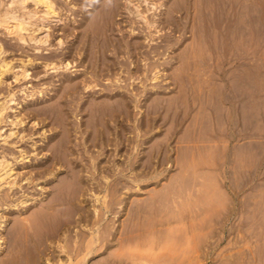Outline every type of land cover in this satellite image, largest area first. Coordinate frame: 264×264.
<instances>
[{
    "label": "rangeland",
    "instance_id": "obj_1",
    "mask_svg": "<svg viewBox=\"0 0 264 264\" xmlns=\"http://www.w3.org/2000/svg\"><path fill=\"white\" fill-rule=\"evenodd\" d=\"M53 1L64 19L45 21L49 29L36 32L48 39L46 44L21 42L0 27L5 50L0 62L7 58L15 66L0 83V102L10 93L15 98L0 123V160L11 162L12 177L16 175L0 183V264H101L114 255L128 264H264V0H255L252 45L237 49L224 48L209 33L206 37L207 24L198 19V10L186 15V0ZM27 4L35 8L31 0ZM38 10L41 14L45 8ZM101 10L106 27L93 22ZM135 10L158 20L156 25L148 26ZM34 22L38 24L30 25L32 31L41 21ZM44 60L71 64L52 69ZM23 66L29 76L16 80ZM95 69L101 74L93 94L83 88L68 92V79L80 81ZM108 92L128 96L129 113L101 133L92 123L89 101ZM10 130L13 136L4 140ZM105 173L113 180L107 185ZM117 177L123 181L116 194L120 201L113 206L117 210L108 212L110 218L101 226L104 239L94 245V256L85 255L83 261L94 225L78 220L79 214L94 213V207L102 213L104 198H113ZM76 183L86 190L75 199V220L66 200ZM95 195L100 196L98 203ZM122 236L129 242L120 241ZM138 244L141 249L130 255ZM74 245L84 252L72 253Z\"/></svg>",
    "mask_w": 264,
    "mask_h": 264
},
{
    "label": "bare ground",
    "instance_id": "obj_2",
    "mask_svg": "<svg viewBox=\"0 0 264 264\" xmlns=\"http://www.w3.org/2000/svg\"><path fill=\"white\" fill-rule=\"evenodd\" d=\"M6 0H1L0 1V27H2V28H4L5 29V32L6 33H8L9 35H11V34H13V35H16L15 37H17L18 38V40L19 41H21V42H24V43H26V42H32V41H34L35 42V44H37V43H42V45L45 43L46 44V42L48 41V39L45 37V36H43V37H45V38H43L42 36H39V35H41L42 34V32H41V30L42 29H45L44 31L46 32L47 31V29H49L48 27H47V25H45V21H51V20H53V19H55L56 21H62L63 19H64V17L62 16V15H60V11L58 12L57 11V7H55V2L53 1V0H31L32 2H33V5L35 6V8H33L32 7V9L31 8H28V1H30V0H8V1H6ZM194 1H196V0H194ZM106 2V1H105ZM109 2V1H108ZM113 2H114V0H113ZM131 2H133V1H131ZM131 2H130V4H131ZM185 2V1H184ZM30 3V2H29ZM97 3H98V1H97ZM103 3V2H102ZM137 3V2H136ZM154 3H155V1H154ZM100 4V3H99ZM127 4V3H126ZM135 4V3H134ZM31 5V4H30ZM103 5V4H102ZM110 5V4H109ZM139 5V4H138ZM137 5V6H138ZM149 5H150V3H149ZM153 5V4H152ZM39 6H42V9H43V7L45 8V11L43 12V13H41L40 14V12H39V10H38V7ZM107 6V5H106ZM154 6H155V4H154ZM104 7V6H103ZM109 7V6H108ZM138 7H140V6H138ZM96 8H98V7H96ZM95 8V9H96ZM136 8V7H135ZM149 8V7H148ZM152 8V7H151ZM157 8V7H156ZM41 9V8H40ZM101 9H103V8H101ZM100 10V9H99ZM103 10H105V9H103ZM115 10V7H113V11ZM141 10V9H140ZM192 10L194 11V10H198V13H197V15H198V19H200V22L202 21L203 22V24L205 23V24H207L206 26H207V29H206V27H204L205 29H206V33H205V35L207 34V33H209L208 34V36H212V37H214V38H217L218 39V42H220L219 43V45H223L224 46V48H231V49H237L240 45H247L246 46V48L247 47H249L250 45H252V38H253V33H254V17H255V0H197V2L194 4V2H192V0H186V15L187 16H189L188 14H191V12H192ZM137 10H135V12H136ZM173 10H171V12H172ZM116 12V11H115ZM93 13V12H92ZM103 11L101 10L99 13H98V15L95 17V19L93 20V22L94 23H96L97 25H103V26H105L106 27V25H107V23H108V20H107V17H104V15H103ZM132 13H133V11H132ZM138 13V14H137ZM137 13H135V14H137V15H139V16H141L142 17V19L144 18L145 19V21H146V23L148 24V26H150V27H153L154 25H156V23H157V21L156 20H154V19H152V20H150V19H148L149 17H147L144 13H143V11L141 12V11H137ZM105 14V13H104ZM106 14H107V12H106ZM168 14H169V12H168ZM173 14V13H172ZM64 15V14H63ZM94 15V14H93ZM111 16H112V14H110ZM109 15V16H110ZM164 15V14H163ZM90 16H91V14H90ZM159 16V15H158ZM192 16V15H191ZM66 17V16H65ZM184 17V16H183ZM110 18V17H109ZM187 18V17H186ZM191 18V17H190ZM34 19H36V20H40L41 22H40V24H39V27L37 28V26H36V29H34L33 31H32V27H33V25H35V24H38V23H35L34 21H36V20H34ZM87 19V18H86ZM115 19V18H114ZM141 19V18H140ZM143 19V20H144ZM72 20V19H71ZM88 20V19H87ZM92 21V20H91ZM144 21V22H145ZM83 22V21H82ZM86 22V21H85ZM175 22V21H174ZM180 22V21H179ZM201 22V23H202ZM50 23V22H49ZM84 23V22H83ZM111 23V22H110ZM160 23V22H159ZM192 23V22H191ZM48 24V23H47ZM85 24V23H84ZM93 24V23H92ZM134 24V23H133ZM146 24V25H147ZM171 24V23H170ZM202 24V25H203ZM205 24H204V26H205ZM30 25H32V27L30 26ZM201 25V26H202ZM49 26V25H48ZM118 26V25H117ZM130 26V25H129ZM147 26V27H148ZM181 26V25H180ZM196 26V25H195ZM89 27H90V25H89ZM150 27H148L149 29H150ZM198 27V26H197ZM179 28V27H178ZM76 29V28H75ZM182 29V28H181ZM194 29H195V27H194ZM193 29V30H194ZM204 29V30H205ZM203 30V31H204ZM39 32V35H37L36 34V32ZM44 31H43V33H44ZM98 31V30H97ZM2 32V31H1ZM37 32V33H38ZM105 32H108V28L106 29V31ZM111 32V31H110ZM114 32V31H113ZM48 33V32H47ZM150 33H152L151 31H150ZM203 33V32H202ZM7 34V35H8ZM69 34V33H68ZM96 34V33H95ZM101 34V33H100ZM112 34V33H111ZM173 34V33H172ZM200 34V33H199ZM158 35V34H157ZM84 36V35H83ZM149 36V35H148ZM153 36V35H152ZM12 37V36H11ZM59 37V36H58ZM89 37V36H88ZM132 37V36H131ZM206 37H207V35H206ZM14 38V37H13ZM49 38V37H48ZM150 38V37H149ZM15 39V38H14ZM104 40L103 41H105V44L109 41V37H108V34L107 33H105V36H104V38H103ZM17 40V39H16ZM95 40V39H94ZM115 40V39H114ZM168 40V39H167ZM261 40V39H260ZM92 41H93V39H92ZM96 41L97 42H99V41H101V39L99 38V39H97L96 38ZM82 42V41H81ZM33 43V42H32ZM112 43H113V41H112ZM28 44V43H27ZM34 44V45H35ZM40 44H38V45H40ZM76 44V43H75ZM10 45V44H9ZM50 45V44H49ZM61 45V44H60ZM111 45V44H110ZM37 46V45H36ZM54 46V45H53ZM63 46V45H62ZM103 46H105V45H103ZM40 47V46H39ZM52 47V46H51ZM99 47V46H98ZM97 47V48H98ZM107 47V46H106ZM106 47H104V50H105V56L107 57V55H106ZM129 47V46H128ZM131 47V46H130ZM134 48H135V46H133ZM242 47H244V46H242ZM35 48V47H34ZM114 48V47H113ZM6 49V48H5ZM37 49V48H36ZM39 49V48H38ZM37 49V50H38ZM41 49V48H40ZM46 49V48H45ZM44 49V50H45ZM92 49V48H91ZM95 49V48H94ZM126 49V48H125ZM159 49V48H158ZM57 50V49H56ZM99 50H101V49H99ZM108 50V49H107ZM13 51V50H12ZM75 51V50H74ZM112 51V50H111ZM5 52V50H4V48H3V44L2 43H0V56L3 54ZM42 52H43V49H42ZM84 52V51H83ZM97 50H94V54L92 53V55H94V57L95 58H97ZM7 53V52H6ZM91 53V52H90ZM116 53V52H115ZM99 54V53H98ZM48 55V54H47ZM92 55H89V56H92ZM217 56V55H216ZM44 57V56H43ZM88 57V56H87ZM94 57H93V59H94ZM1 58H2V56H1ZM0 58V59H1ZM54 58H55V56H54ZM135 58V57H134ZM162 58V57H161ZM252 58V57H251ZM7 59V58H6ZM6 59H5V61H6ZM25 59V58H24ZM30 59V58H29ZM35 59V58H34ZM39 59V58H38ZM63 59V58H62ZM85 59H88V58H85ZM89 60H91L90 58H89ZM104 60V59H103ZM105 65L106 66H108V62H107V58H105ZM3 61V60H2ZM3 62V63H1L0 62V83H2V82H4L5 80L3 79V74L5 73L6 74V72H8V71H11V70H13V68L15 67V66H13V65H10L8 62ZM7 61H8V59H7ZM12 61V60H11ZM33 61V60H32ZM45 61V60H44ZM67 61V60H66ZM85 61V60H84ZM144 61V60H143ZM10 62V61H9ZM42 62V61H41ZM65 62V61H64ZM63 61H55V60H47V61H45V66L46 67H50V68H52V69H58L60 66L59 65H64L65 63H64ZM23 63V62H22ZM30 63H32V62H30ZM98 63V62H97ZM103 63V64H104ZM131 63V62H130ZM13 64V63H12ZM43 64V63H42ZM71 63L70 62H67L65 65H64V67H66V68H68L69 67V65H70ZM92 64V63H91ZM94 64H96V63H94ZM167 64V63H166ZM23 65V64H22ZM25 65V64H24ZM29 65V64H28ZM34 65V64H33ZM43 65V66H44ZM102 65V64H101ZM18 66H20V65H18ZM97 67H98V64H97ZM100 67V66H99ZM103 67H105V66H102V68ZM177 67V66H176ZM89 68V67H88ZM121 68V67H120ZM91 69V68H90ZM101 69V68H100ZM110 69V68H109ZM157 70V69H156ZM106 71V70H105ZM166 71V70H165ZM12 72V71H11ZM9 73V72H8ZM13 73H14V71H13ZM87 74L88 73H91V75L90 76H87V75H82L83 76V78L80 80V81H78V79L77 78H75V79H73V78H70V79H68V81H69V83H68V87H66L67 88V90H68V92L69 93H76V92H78L80 89H84V90H86V91H89L90 93H92L93 94V91H92V89H94L95 88V86H97L96 85V83H95V81L97 80V77L99 76V73L100 72H98L96 69L94 70V71H87L86 72ZM15 74V73H14ZM19 74V73H18ZM101 74V73H100ZM157 75V74H156ZM14 76V75H13ZM24 77V78H26L27 76H29V72H28V69L25 67V66H23V71H22V74H19V75H17V74H15V79L17 80H19V77ZM101 76V75H100ZM104 76V75H103ZM65 78V77H64ZM80 78V77H79ZM149 78V77H148ZM157 78V77H156ZM21 79V78H20ZM108 79V78H107ZM110 79V78H109ZM77 80V81H76ZM121 80L122 79H120V78H117V80H116V83H117V87L118 88H121L122 86H121ZM67 81V82H68ZM99 81V80H98ZM6 82V81H5ZM10 83V82H9ZM66 83V82H65ZM95 83V84H94ZM144 83V82H143ZM67 84V83H66ZM134 84V83H133ZM2 85V84H1ZM63 85V84H62ZM3 86V85H2ZM9 86V85H8ZM65 86V85H64ZM63 88V87H62ZM61 88V89H62ZM10 90H11V87H10ZM41 90V89H40ZM113 90V89H112ZM13 91V90H12ZM22 91H23V89H22ZM42 91V90H41ZM40 91V92H41ZM10 92V91H9ZM24 92H25V90H24ZM30 92V91H29ZM28 92V93H29ZM31 92H33V91H31ZM110 92V91H109ZM106 93V97H104V98H102L101 100H99L97 97H95V98H93L92 100H90L89 101V109L91 110V114L93 115L92 117L94 118V120H93V124H94V128L98 131V132H101V133H104V131H105V127L107 128L108 126H109V123L111 122V121H116V120H120V121H123L124 119H126V117H127V115H128V113H129V107H130V102H129V100H128V96H126V95H124V94H118V93ZM134 92V91H133ZM7 93H8V90H7ZM14 93H16V92H14ZM68 93V94H69ZM25 94V93H24ZM27 94V93H26ZM32 94V93H31ZM62 94H63V92H62ZM65 94V93H64ZM133 94V93H132ZM137 94V93H136ZM138 95V94H137ZM9 98L7 97L1 104H0V123H2V118H4V117H2V116H4L3 114H4V112L6 111L7 112V110L11 107V104H12V102H13V99H15V98H13L14 97V94L13 93H10L9 95ZM30 96V95H29ZM33 96V95H32ZM58 96V95H57ZM73 96V95H72ZM54 97V96H53ZM56 97V96H55ZM81 97V96H80ZM4 98V97H3ZM62 98V97H61ZM61 98H60V100H61ZM92 98V97H91ZM90 98V99H91ZM140 98V97H139ZM53 99V98H52ZM64 99V98H63ZM71 99H74L73 97L71 98ZM134 99V98H133ZM136 99V98H135ZM135 99H134V101H135ZM151 99H152V95H151ZM24 100V99H23ZM51 100V99H50ZM58 100V99H57ZM137 100V99H136ZM158 100V99H157ZM25 101H27V100H25ZM49 101V100H48ZM47 101V102H48ZM66 101V100H65ZM50 102H52V100L50 101ZM58 102V101H57ZM61 102V101H60ZM74 102V101H73ZM138 102V101H137ZM56 103V102H55ZM60 105H62L61 103H59ZM65 104H66V102H65ZM65 104H63V105H65ZM135 104V103H134ZM48 104H46V106H47ZM50 105V104H49ZM55 106V105H54ZM59 106V105H58ZM66 106V105H65ZM70 106V105H69ZM137 106V105H136ZM140 106V105H139ZM63 107V106H62ZM66 107H68V106H66ZM86 107V106H85ZM134 107V106H133ZM44 108V107H43ZM46 108V107H45ZM139 108V107H138ZM53 109H54V107H53ZM59 109H61V108H59ZM87 109V108H86ZM11 110V109H10ZM65 110V109H64ZM54 111V110H53ZM57 111V110H56ZM70 111V110H69ZM88 112V111H87ZM192 113V112H191ZM17 114V113H16ZM132 114V113H131ZM15 115V114H14ZM54 115H55V113H54ZM58 115V114H57ZM60 116V115H59ZM68 116V115H67ZM69 116H70V114H69ZM68 116V117H69ZM146 116V115H145ZM91 117V118H92ZM131 117V116H130ZM67 118V117H66ZM71 118V117H70ZM164 118V117H163ZM15 119V118H14ZM63 119V118H62ZM18 120V119H17ZM21 120V119H20ZM64 120V119H63ZM66 120V119H65ZM130 120V119H129ZM5 121V120H4ZM7 121V120H6ZM19 121V120H18ZM62 121V120H61ZM67 121V120H66ZM119 121V122H120ZM127 121V120H126ZM11 122H13L14 123V120H12ZM117 122V121H116ZM118 122V123H119ZM152 122V121H151ZM15 123H17V121L15 122ZM14 123V124H15ZM91 123V122H90ZM113 123V122H112ZM71 124V123H70ZM121 124V123H120ZM146 124H147V122H146ZM17 125V124H16ZM110 125H112V124H110ZM119 125V124H118ZM70 126V125H69ZM91 126V125H90ZM122 126V125H121ZM145 126H147V125H145ZM179 126V125H178ZM93 127V126H92ZM142 127H144V126H142ZM150 127H153L152 126V124H151V126ZM69 128V127H68ZM72 128V127H71ZM14 130V129H13ZM96 130H94V131H96ZM137 130V129H136ZM145 130V129H144ZM151 130V129H150ZM70 132H71V130H69ZM73 131V130H72ZM138 131V130H137ZM68 132V131H67ZM74 132V131H73ZM110 132H112V131H110ZM69 133V132H68ZM97 133V132H96ZM100 133V134H101ZM109 133V132H108ZM123 133V132H122ZM121 133V134H122ZM67 134V133H66ZM70 134V133H69ZM69 134H68V136H69ZM98 134V133H97ZM99 134V135H100ZM106 134V133H105ZM104 134V135H105ZM113 134V133H112ZM2 135V133H1V127H0V136ZM110 135V134H109ZM119 135V134H118ZM127 135V134H126ZM125 135V136H126ZM10 136H13V131L12 130H10V132L4 137V140H7ZM94 136H97V135H94ZM93 136V137H94ZM102 136V135H101ZM106 136V135H105ZM108 136V135H107ZM106 136V137H107ZM120 136H122V135H120ZM141 136V135H140ZM98 137V136H97ZM128 137V136H127ZM110 138V137H109ZM116 138V137H115ZM90 139V138H89ZM92 139V138H91ZM101 139H102V137H101ZM101 139H98V140H101ZM67 140H68V137H67ZM71 140V139H70ZM127 140V139H126ZM64 141V140H63ZM94 141V140H93ZM119 141V140H118ZM132 141V140H131ZM66 142V141H65ZM68 142H70V141H68ZM101 142H103V141H101ZM96 143V142H95ZM106 143V142H105ZM59 144V143H58ZM65 144V143H64ZM68 144H70V143H68ZM101 144V143H100ZM126 144V143H125ZM94 145V144H93ZM103 145V144H102ZM164 145V144H163ZM61 146V145H60ZM125 146V145H124ZM136 146V145H135ZM67 147V146H66ZM69 147V146H68ZM71 147V146H70ZM69 147V148H70ZM105 147V146H104ZM58 148V147H57ZM64 148H65V145H64ZM67 149V148H66ZM126 149V148H125ZM132 150V149H131ZM65 151V150H64ZM71 152V151H70ZM114 152V151H113ZM66 153V152H65ZM130 153V152H129ZM168 153V152H167ZM67 154V153H66ZM72 154V153H71ZM118 155V154H117ZM116 155V156H117ZM70 156V155H69ZM75 156V155H74ZM103 156V155H102ZM128 156V155H127ZM1 158H3V157H1ZM64 158V157H63ZM67 158L69 159V157H68V155H67ZM91 159V158H90ZM154 159H156V158H154ZM58 160V159H57ZM70 160H72V159H70ZM94 161V160H93ZM131 163V162H130ZM136 163V162H135ZM10 164H12L11 162H9V161H6L5 159H2V160H0V183L3 181H7V180H9V178L11 177V178H15L16 177V175L15 176H13L12 177V174H11V172H12V169L13 168H10V167H12V166H10ZM90 164V163H89ZM92 164V163H91ZM86 165V164H85ZM95 165V164H94ZM115 165V164H114ZM121 165V164H120ZM119 165V166H120ZM141 165V164H140ZM93 166V165H92ZM50 167V166H49ZM115 167V166H114ZM130 167V166H129ZM141 167V166H140ZM148 167V166H147ZM74 168H75V166H74ZM100 168H101V166H100ZM99 168V169H100ZM104 168V167H103ZM107 168V167H106ZM109 168H111V167H109ZM113 168V167H112ZM125 168V167H124ZM127 168V167H126ZM131 168V167H130ZM93 169V168H92ZM121 169H122V167H121ZM141 169V168H140ZM14 170V169H13ZM47 170V169H46ZM55 170V169H54ZM53 170V171H54ZM96 170V169H95ZM107 170V169H106ZM106 170H102V172L104 171H106ZM124 170V169H123ZM135 170V169H134ZM57 171V170H56ZM97 171H99L98 169H97ZM109 171H111L110 169H109ZM136 171H138V170H136ZM140 171V170H139ZM151 171V170H150ZM108 172V171H107ZM112 172V171H111ZM113 172H115V171H113ZM121 172V171H120ZM133 172V171H132ZM77 173V172H76ZM92 173V172H91ZM130 173H131V171H130ZM10 174V176H9V178H7V179H5V177H7V175H9ZM14 174V173H13ZM80 174V173H79ZM78 174V175H79ZM101 174V173H100ZM108 174V173H107ZM106 173L105 174H103V179H104V181H105V184L107 185L108 184V182L110 181V177H109V175H107ZM116 174H118V173H116ZM138 174V173H137ZM73 175H75V174H73ZM94 175V174H93ZM115 174H113V176H114ZM135 175V174H134ZM70 176V175H69ZM112 176V175H111ZM140 176V175H139ZM149 176V175H148ZM157 175L156 174H154V175H152L151 177H156ZM77 177V175H75V178ZM95 177V176H94ZM158 177V176H157ZM14 178H13V180H14ZM79 178H81V176L79 177ZM83 178V177H82ZM89 178V177H88ZM134 178V177H133ZM140 178H142V177H140ZM70 179V178H69ZM135 179V178H134ZM78 180H81V179H78ZM92 180H94V179H92ZM112 180V179H111ZM115 180V179H114ZM133 180V179H132ZM143 180H145V179H143ZM147 180V179H146ZM10 181H12V180H10ZM88 181V180H87ZM90 181V180H89ZM96 182H97V180H95ZM113 181V180H112ZM125 181V180H124ZM135 182H136V180H134ZM142 181V180H141ZM111 182V181H110ZM122 182L123 181H121V178H120V180H118V177H117V179L115 180V184H114V187H113V189H114V192L113 191H111L113 194V198H112V200H110V201H105V200H107L106 198H104L105 200H104V202H102V203H104V206L103 205H101L102 207H104L105 209V211L104 210H102L101 212L102 213H100V207H99V209H97L96 207H94V213H86L85 215H83L82 213L81 214H79L80 216V218L78 219V218H76V217H74L76 214H77V212H78V207H77V204H76V202H75V199L76 198H78L77 197V195H79V194H81L82 192V190L85 188L84 186V188L80 191V185L81 184H78V183H76V186H74V188L72 189V195L71 196H69L68 197V199L66 200V203L70 206L69 207V210L71 211V217H74V219L76 218V219H78V220H86V222L88 221V220H91V221H93V225L91 224V222H90V224L93 226L92 227V232L90 233L91 235V237L90 236H87V237H90L91 238V241L89 240V244H87V247L86 248H83V249H86L85 251H86V253L84 254V259H83V261L84 260H87V259H85V255L87 256V255H89L90 254V256H91V253L93 254V252H95V250L97 249V247L96 246H94L95 244H97L98 243V245H99V243L101 244V241H102V239H104L103 238V236L101 235V226H102V224H104L103 223V221L105 222V217L107 216V214H108V212H111V211H113V209L115 208H113V206L116 204V203H118L120 200L119 199H117V196H116V194L118 193V191H119V189H118V187H119V185H121L122 184ZM127 182V181H126ZM138 182V181H137ZM140 182V181H139ZM5 183V182H4ZM8 183H10V182H8ZM13 183H15V182H13ZM12 183V184H13ZM52 184V183H51ZM75 184V183H74ZM73 184V185H74ZM84 184V183H83ZM94 184V183H93ZM127 184V183H126ZM10 185V184H9ZM15 185V184H14ZM80 187H79V186ZM85 185V184H84ZM109 185H110V183H109ZM130 185V184H129ZM137 185V184H136ZM138 185H140V184H138ZM3 187V186H2ZM10 187V186H9ZM88 187V186H87ZM90 187V186H89ZM130 187V186H129ZM128 187V188H129ZM132 187V186H131ZM130 187V188H131ZM0 188H1V186H0ZM61 188V187H60ZM107 188V187H106ZM108 188H111V187H108ZM123 188V187H122ZM134 188V187H133ZM136 188H137V186H136ZM56 189V188H55ZM88 190L90 189V188H87ZM91 189H93V187L91 188ZM105 189V188H104ZM85 190H86V188H85ZM110 190H112V189H110ZM90 191V190H89ZM89 191H87L88 193H89ZM105 191V190H104ZM103 191V192H104ZM107 191L108 190H106V193H107ZM121 191V190H120ZM57 192V191H56ZM71 192V191H70ZM110 192V191H109ZM94 193V192H93ZM96 193V192H95ZM84 194V193H83ZM98 194V193H97ZM101 194V193H100ZM58 195V194H57ZM105 195V194H104ZM118 195V194H117ZM56 196V195H55ZM87 196V195H86ZM96 197H95V201L98 203V201L100 200V196L99 195H95ZM102 196H103V194H102ZM107 196V195H106ZM108 196H110V195H108ZM83 197V196H82ZM93 197V196H92ZM55 198V197H54ZM87 198V197H86ZM84 199H85V196H84ZM91 199V198H90ZM93 199V198H92ZM26 200H27V197H26ZM60 200H62L61 198H60ZM87 200V199H86ZM101 200H102V197H101ZM123 200V199H122ZM125 200V199H124ZM23 201H25V200H23ZM49 201V200H48ZM57 201V200H56ZM78 201V200H77ZM85 201V200H84ZM83 201V202H84ZM88 201V200H87ZM94 201V202H95ZM22 202V201H21ZM55 202V201H54ZM53 202V203H54ZM82 202V203H83ZM128 202V201H127ZM25 203V202H24ZM52 203V202H51ZM60 204L62 203V202H59ZM46 204V203H45ZM47 204H49V203H47ZM96 204V203H95ZM129 204V203H128ZM56 205V204H55ZM62 205V204H61ZM127 205V204H126ZM52 206V205H51ZM96 206V205H95ZM85 207V206H84ZM93 207V206H92ZM126 207V206H125ZM127 207H128V205H127ZM48 208H50V207H48ZM59 208V207H58ZM87 208H89V207H87ZM44 209H46L47 210V208H44ZM54 209H55V207H54ZM57 209V208H56ZM66 209V208H65ZM53 210V209H52ZM84 210V209H83ZM115 210H117L116 208H115ZM137 210V209H136ZM47 211H49V210H47ZM86 211V210H85ZM90 211V210H89ZM91 211H93V210H91ZM53 212V211H52ZM88 212V211H87ZM115 212V211H114ZM113 212V213H114ZM119 212V211H118ZM139 212V211H138ZM46 213V212H45ZM116 213V212H115ZM114 213V214H115ZM49 214H50V212H49ZM135 214H136V212H135ZM116 215V214H115ZM109 216V215H108ZM182 217V216H181ZM70 218V217H69ZM106 218H110V217H106ZM115 218V217H114ZM26 219V218H25ZM75 219V220H76ZM73 220V219H72ZM179 220V219H178ZM68 221V220H67ZM66 221V222H67ZM135 221V220H134ZM69 222V221H68ZM64 223V222H63ZM72 223V222H71ZM74 223V222H73ZM72 223V224H73ZM76 223H78V222H76ZM88 223V222H87ZM107 223H109V222H107ZM29 224V223H28ZM70 224V223H69ZM69 224H68V228L70 227L69 226ZM72 224H71V226H72ZM78 224H80V223H78ZM84 224H85V221H84ZM84 224H82V225H84ZM1 226H3V223L1 222V224H0ZM91 225L89 226L90 228H91ZM105 225V224H104ZM104 225L102 226V227H104ZM107 225V224H106ZM110 225V224H109ZM66 226V225H65ZM73 226H74V224H73ZM76 226H77V224H76ZM79 226V225H78ZM86 226H88V225H86ZM108 226V225H107ZM64 227V226H63ZM81 227H83V229H84V231L87 229H85L84 228V226H80V228ZM106 227V226H105ZM134 227V226H133ZM1 228V227H0ZM33 228V227H32ZM65 228V227H64ZM63 228V229H64ZM76 228V227H75ZM109 228V227H108ZM129 228H131V227H129ZM31 229V228H30ZM77 229V228H76ZM82 229V230H83ZM71 230V229H70ZM107 230V229H106ZM120 230H121V228H120ZM149 230V229H148ZM59 231H61V229L59 230ZM65 231H66V229H65ZM77 231V230H76ZM128 230H126V232H127ZM130 231V230H129ZM133 231V230H132ZM62 232H63V230H62ZM62 232H61V235H62ZM69 232V231H68ZM72 232V231H71ZM70 232V233H71ZM87 232V231H86ZM63 233H65V232H63ZM69 233V234H70ZM75 233V232H74ZM78 233V232H77ZM88 233V232H87ZM106 233V232H105ZM115 233V232H114ZM119 233H120V231H119ZM133 233V232H132ZM116 234V233H115ZM127 234H128V232H127ZM126 234V235H127ZM130 234V233H129ZM48 235V234H47ZM53 235H54V233H53ZM60 235V236H61ZM72 235V234H71ZM81 235V234H80ZM107 235V234H106ZM118 235V234H117ZM123 235V234H122ZM155 235V234H154ZM64 235H62V237H63ZM76 236V235H75ZM113 236V235H112ZM119 236H120V234H119ZM2 237V236H1ZM72 237H74V234H73V236ZM78 237V236H77ZM116 237V236H115ZM140 237V236H139ZM57 238V237H56ZM59 238V237H58ZM64 239H65V237H63ZM110 238V237H109ZM114 238V237H113ZM141 238V237H140ZM69 239V238H68ZM85 239V238H84ZM111 239H112V237H111ZM125 239H127V241H128V237H124V236H122L119 240L120 241H124ZM0 240H1V238H0ZM66 240V239H65ZM115 241L117 240V239H114ZM60 242H61V239L59 240ZM64 241V240H63ZM62 241V242H63ZM74 241H75V239H74ZM100 241V242H99ZM59 242V243H60ZM78 242H79V240H78ZM80 242H82L83 243V241H80ZM107 242H109V241H107ZM111 242V241H110ZM129 242V241H128ZM56 243H57V240H56ZM72 243H73V240H72ZM71 243V244H72ZM105 243V242H104ZM127 243V242H126ZM74 244V243H73ZM77 244V243H76ZM107 244V243H106ZM110 244V243H109ZM109 244H107L108 246H110ZM115 244V243H114ZM119 243L117 242V245H118ZM57 245V244H56ZM78 245V244H77ZM83 245H85V244H83ZM107 245H105V247L107 246ZM113 245V244H112ZM116 245V244H115ZM59 246V245H58ZM60 246H62V245H60ZM70 246V245H69ZM107 246V247H108ZM137 246V245H136ZM134 247L135 249H134V251L132 250L133 249V247H131L132 249L130 250V251H132L131 252V254L130 255H132V253L133 252H135V250H137L136 248H140L141 249V246H139V244H138V246L137 247ZM57 247V246H56ZM80 247H82V246H80ZM107 247H106V249H107ZM113 247V246H112ZM112 247H110V249L112 248ZM54 248V247H53ZM58 249L60 248H63V247H57ZM56 248V250H58ZM101 248V247H100ZM109 248V247H108ZM129 248V247H128ZM157 248V247H156ZM47 249V248H46ZM50 249H52V248H49V250ZM55 249V248H54ZM63 249H67L66 247L65 248H63ZM63 249L61 250V251H59V252H62L63 251ZM82 248H79V247H76V245H74L73 246V250H72V253H75L76 254V252H79L80 250H81ZM126 249V248H125ZM139 249V250H140ZM69 250V249H68ZM123 250V249H122ZM53 251H55V250H53ZM97 251V250H96ZM120 251V250H119ZM130 251H128V252H130ZM70 252V251H69ZM80 252H84V250L83 251H80ZM123 252V251H122ZM121 252V253H122ZM137 252V251H136ZM135 252V253H136ZM39 253V252H38ZM53 253V252H52ZM52 253H51V255H52ZM56 253H57V251H56ZM55 253V254H56ZM63 253V252H62ZM67 253V252H66ZM106 253V252H105ZM108 253V252H107ZM139 253V252H138ZM40 254V253H39ZM68 254V256L70 255L69 253H67ZM80 254V253H79ZM95 254V253H94ZM94 254L92 255V256H94ZM112 254V253H111ZM128 254V253H127ZM137 254V253H136ZM65 256H64V258L66 257V254H64ZM73 255V254H72ZM71 255V256H72ZM80 255H82V253L80 254ZM80 255H77V257L78 256H80ZM141 255V254H140ZM139 255V256H140ZM39 256V255H38ZM44 256V255H43ZM47 256V255H46ZM57 257H58V253H57V255H56ZM67 256V257H68ZM83 256V255H82ZM115 257H116V255H114ZM134 256H135V254H134ZM148 256V255H147ZM49 257V256H48ZM60 257V256H59ZM62 257H63V254H62ZM77 257L75 258V259H77ZM89 257V256H88ZM115 257H109L108 258V256H107V260L105 261V262H102L101 264H128V262H127V260L126 259H124V258H115ZM50 258V257H49ZM53 258V257H52ZM71 257H69V259H70ZM139 258H141L142 259V255H141V257H139ZM152 258V257H151ZM23 259V258H22ZM48 259V258H47ZM46 259V260H47ZM105 259V258H104ZM146 259H147V257H146ZM145 259V260H146ZM154 259V258H153ZM51 260V259H50ZM49 260V261H50ZM57 260V259H56ZM64 260V259H63ZM73 260V259H72ZM90 260V259H89ZM48 261V260H47ZM67 261V260H66ZM75 261V260H74ZM79 261V260H78ZM83 261H80V262H83ZM130 261V260H129ZM133 261H135V260H133ZM133 261H131V262H133ZM149 261V260H148ZM25 262V261H24ZM54 262V261H53ZM71 262V261H70ZM69 262V263H70ZM137 262V261H136ZM136 262L134 263V264H136ZM139 262V261H138ZM158 262V261H157ZM12 263V262H11ZM20 263V262H19ZM50 263V262H49ZM51 263H52V261H51ZM56 263H58V260H57V262ZM63 264L64 262L62 261H60L59 262V264ZM87 263V262H86ZM53 264V263H52ZM70 264H72V262L70 263ZM85 264V263H84ZM95 264V263H94ZM99 264H100V262H99ZM132 264V263H131ZM144 264H145V262H144Z\"/></svg>",
    "mask_w": 264,
    "mask_h": 264
}]
</instances>
